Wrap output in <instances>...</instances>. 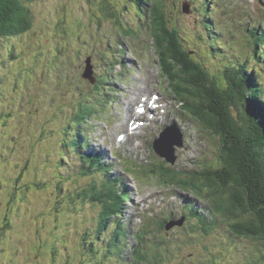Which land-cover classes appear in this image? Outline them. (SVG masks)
<instances>
[{
    "label": "rangeland",
    "instance_id": "rangeland-1",
    "mask_svg": "<svg viewBox=\"0 0 264 264\" xmlns=\"http://www.w3.org/2000/svg\"><path fill=\"white\" fill-rule=\"evenodd\" d=\"M199 1L184 0L190 5V13L187 15L181 12V4L176 5L173 0H165L164 4L170 5L172 8L173 14L170 16L180 26L185 38L189 40V50L193 51L194 49L204 55L205 51H209L207 43L211 31H214L215 34L218 33L220 25L225 27L226 23L222 19L215 20V12L213 14L212 10L209 9L211 7L205 6ZM108 3L120 15L122 27L113 25L112 22H115L116 19L106 17L107 15L116 14L112 8H109L106 0H35L29 5L32 17L31 28L21 37L0 41V264H69L65 259L56 255V257L50 259L51 250L43 247V241L36 242L37 233L40 229V227L37 229V219L39 217L44 218L42 227H47L49 230L51 243L65 231L68 233L69 227L72 232L76 226L82 225L86 218L89 220L88 214L91 206L85 202L79 205L77 197L75 198L80 185L84 186V183H86V178L78 175V173L77 175H71V168L75 165V161L70 160V155L67 158L64 152L59 153V149L63 147L60 143L63 137L69 142L72 138L73 140L76 139L72 136L73 133L78 137L79 134L75 131L77 125H101V128L96 129L97 134H101L102 128L107 123L100 120L103 122L101 124L99 120L97 121V115L95 116L96 119L91 121L81 118L82 114H79V112L82 110L78 101L72 98L73 104L70 106V99L65 93V90L68 89L66 88L67 81H70L71 86L74 84V88L80 87L83 89V84L89 93L90 91L93 92L90 95L96 101H98L97 96L100 92L97 87L100 88L102 84H105L103 89L108 92L109 85H111V93L105 97V100L110 99L111 101V99H114V105L101 101V108H99L101 115L107 122L111 114L119 110L122 113L119 123H123L124 118L127 121L132 115V108L129 107V113L126 103L130 100L135 103L136 98L127 96L124 93L114 92L112 89L113 85H118L115 82L119 78L117 75L118 67L113 61L119 59V53L115 49L120 44L119 48L122 47L125 50L122 57L127 56L133 60L138 55L137 48L139 47L143 55L138 56H143L144 60L143 64L139 66L134 64L132 70L129 69V65L124 60H121L123 68H129H125L124 80L120 81L118 90L123 87L127 91L140 93L139 97L148 95L149 92H156L157 95L162 92L158 88L160 86L159 81L163 83V80L155 64L150 60V57L152 55L157 56L156 52L160 50L156 44L154 49L152 48L151 43L154 42V37L149 34L148 30L145 32L146 28L141 25V23L146 24V20L143 19L139 21L140 23H137L138 12L136 6L129 3L128 0H108ZM195 7L198 8L195 9ZM105 8L106 10H103ZM177 10L180 18L177 15ZM209 14L211 17L213 16V19L210 18ZM258 14L260 15V13ZM137 25L140 31H138ZM131 27H134V29L131 30ZM122 28H128L132 32L135 31V33L127 32L126 34L125 32L124 35V31H127V29L122 30ZM220 30L222 31L221 28ZM229 30L232 31L231 27L227 25L225 31H222L223 34L217 36L219 44L223 45L226 59H232L231 55L236 54L233 51L235 45L230 38L231 33ZM261 31H264V23L261 25ZM198 35L203 36V41L196 40ZM150 37L152 40H150ZM203 42L206 43V46L203 45ZM108 49H111L114 54H107ZM241 50L245 53L249 52L244 43ZM181 52L183 53L182 49ZM102 55H105V57H101ZM240 58L243 59L244 55ZM90 59L92 61H89ZM203 60L208 64L207 67L211 71L215 68L211 63L220 64L221 62V59L217 61L208 60L206 57ZM247 64L249 71L254 69L263 72L259 73V78L262 80L264 88V70L261 67L259 68L257 62L251 63L248 60ZM160 68L163 71L162 65ZM140 69L149 72V77L144 80L143 84L140 82L144 79L139 71ZM88 72H90L91 81L86 77ZM173 72L177 74L179 70L174 68ZM62 75H66L63 90ZM156 75L159 81H155ZM95 77L99 78L97 83L94 81ZM80 79H82V83ZM69 95L71 96L70 93ZM88 95L84 94L83 103L92 102V97ZM115 96H123V98L118 101ZM161 96L167 105L165 115L168 114L171 117L170 121H174V115L177 113L176 109H178L176 99L172 97L169 88L162 92ZM53 103H60V110H64L65 113L63 114L59 109H55L56 105ZM73 105L78 107L76 111ZM96 110L99 113L97 108ZM71 113H73V118L75 116L76 119L78 117L81 120L79 119V122L73 120L74 122H72L68 118V116L72 117ZM186 119L189 124L192 123L187 115ZM53 121L54 124L52 125ZM164 121L162 120L157 125L158 134L162 130L161 125ZM119 123L113 124L111 129L115 130ZM56 126L60 127L58 131L55 128ZM195 127L197 128V126ZM70 129V132H73L72 134L66 137L62 136L61 130L67 132ZM124 129L125 124L122 125L120 130ZM151 129L148 128L141 134L140 140L143 142L141 145H139V142L138 144L137 142H134V145L131 144L134 151L126 159H133L136 152H141L144 157H148L149 150L146 147V142H152ZM196 130L198 133L192 129L185 133L181 132L182 134L177 133L179 138L184 141V148L178 150L175 146H171V156L176 158L179 168H181V171H185V174L193 172V175L198 176L201 174L200 168L212 162L210 152L214 148H218V143L212 138H210V142L203 141L207 135L201 132L202 129L197 128ZM104 134L107 136L108 141L105 144L106 148L103 149L105 151L104 160L110 165L111 173L114 176H119V173L120 176L125 178V182H129L132 187L141 188L145 195H154L159 188V185L153 184L156 177L149 173L148 180L152 183L141 187L139 183L134 182L130 175L121 173L119 167H116V162L108 158L106 152L107 147L110 148L114 135L110 130ZM190 134L199 144L191 146ZM142 135H144V138H142ZM98 143H101L100 138ZM65 145L68 144L65 143ZM138 146L141 148H138ZM203 146H206V149H202ZM193 150L195 153L192 155ZM174 151L175 156H173ZM94 152L91 146L90 153ZM153 155L159 159L165 158L155 152ZM192 156L195 158L193 159ZM195 163L196 168L193 169ZM185 168L186 170H184ZM173 180H176V178ZM191 182V180H177V183L184 187V190L194 194L196 192L201 193L199 189L193 187L195 185L192 186L193 182ZM29 185L33 186L28 188ZM160 189L165 192L171 189L183 196L187 195L186 197L189 200H191L189 196L195 198L194 194L171 186ZM139 198L141 196L135 194L132 200ZM198 201L201 204L198 208L203 209L205 207L203 203L205 202L201 199H198ZM228 201H231V199H227L226 203ZM220 204H222V201L217 203L216 211H212L213 218H216L211 225L212 229L210 226L193 222L183 225H171L166 231H159L157 236L154 233L149 234L146 245H144V242H140L141 247L143 249L146 247L147 251L145 252L146 260L143 264H249V262L254 261L257 264H264V247L262 244L259 245L260 251L253 250L255 247L254 241L235 238L226 231L223 217L218 211ZM152 205L154 203L149 202L145 208ZM124 207L126 214L129 215L132 210L131 203L126 204ZM182 207L179 206V213L174 214L180 216ZM3 214L8 216L11 221H2ZM126 214H124L122 220L125 221L127 226L126 231H129L131 221L134 222L132 225L134 227L133 231H136L140 224L147 228V225L149 226L148 222L152 223L151 219L147 218L146 222L142 217L146 216L145 209L140 211L141 219H139V223L135 220H129ZM5 225H7L6 228H4ZM89 225L94 228L91 223ZM52 230L54 231L52 232ZM146 231L148 233V229ZM163 235L165 237H162ZM100 236H103L102 232ZM101 240L102 237L97 235L94 237L95 243H99ZM126 241L131 246L132 242L128 240V237ZM38 247L43 250L44 257L49 258L46 263L43 262L42 253ZM78 248L77 252L81 256L79 262L84 264L88 260L86 251H82L80 247ZM101 251L109 264L110 260L114 258L115 248H112V250L107 248ZM129 254L128 249H124L123 258L128 257Z\"/></svg>",
    "mask_w": 264,
    "mask_h": 264
},
{
    "label": "trees",
    "instance_id": "trees-1",
    "mask_svg": "<svg viewBox=\"0 0 264 264\" xmlns=\"http://www.w3.org/2000/svg\"><path fill=\"white\" fill-rule=\"evenodd\" d=\"M34 1L0 0V41L22 36L27 29L31 28L32 17L29 5ZM147 1L153 4L155 0ZM162 1L157 0L155 3L156 12L162 10ZM219 1L223 9L227 10L225 1ZM144 15V12H139L140 17ZM106 17L116 19L115 22L111 21L116 27L123 26L120 15L112 14ZM220 28L218 36L222 35V31H225L222 28L221 31ZM126 29L124 35L125 32L126 34L131 32L130 29ZM126 29L122 28V30ZM149 30L152 31L154 41L160 50L159 60L164 72L174 79V84L179 88V96L185 95L187 98V102L183 106L184 111L191 112L193 115L191 118L203 129L209 141L212 138L218 143V148L211 150L212 162L200 168V175H193V172L189 174L178 172L164 164L159 168L163 170L161 175H167L168 179L170 177L172 185H175L173 187L182 191L186 190L177 183V180H191L192 186L195 185L193 187L201 191L196 194L186 192L194 194L208 205L210 212L198 217L199 223L205 226L213 224L216 218H213L212 211H216L217 203L222 201L218 211L223 217L226 231L235 238L254 241L253 250L260 251L259 245L262 244L264 247V95L259 78H254V72L248 70L245 61H253L256 55L255 50L263 44L264 34L258 29H247L248 35L242 40L249 52L247 51L246 54L240 47H236L234 52H237L239 56L244 55V58L225 59L226 64L223 63L220 66L221 70L216 71L214 75L211 73V75L206 72L205 67L208 64L203 58L211 60L213 54L209 51L204 55L191 50L187 51L184 45L189 44L188 40L183 38L182 42L178 31L169 24L165 14L160 12V16L155 15ZM209 36L208 42L212 45L213 39H216L218 46L219 41L215 37L214 31H211ZM234 39L237 40V37ZM193 54H196L198 58H193ZM174 68L178 69L179 73L175 74ZM256 74H258L257 71ZM78 94L79 92L76 95ZM99 98V101L93 106L89 107L86 104L82 106L85 107L83 111L79 112L82 114V119L87 118L88 121V117L97 115L96 108H101L100 102L104 103L105 94L102 93ZM73 107L75 111L78 108L75 105ZM55 109L60 110V103H56ZM80 109L82 110L81 107ZM60 111L65 113L64 110ZM71 115L73 118V113ZM68 118L71 120V117L68 116ZM75 118L74 116L73 119ZM73 119L72 122H74ZM76 122H79V119H76ZM51 124L53 125L54 121ZM80 126L81 124L77 125L78 128ZM55 128L57 131L60 129L57 126ZM61 134L66 137L72 132L61 130ZM81 158L83 172L81 175L87 177L88 180L84 186L80 185L75 198L77 197L79 204L84 201L90 205L98 204L103 215L93 222L85 220L82 225L75 227L73 233L69 227L68 233L65 231L57 236L52 243L49 230L47 227H42L44 218L39 217L36 223L37 229L40 227L38 230L40 233H37L36 242L43 241V247L51 250L50 259L58 256L69 264H81L79 262L81 256L77 252L78 247L82 251H86L88 260L84 264H108L101 251L107 248L110 250L115 248L114 258L110 260L109 264H143L147 251L142 247H136L134 252H131L132 255L129 254L128 257L123 258V251L127 249L125 239L128 237L129 231H126V224L115 217H118L127 203H130L128 191H123L120 187L121 182L108 174L109 166H96L94 158ZM151 171L154 173L155 168ZM100 173L105 179L103 184L99 182V177H96ZM175 178L176 180H173ZM31 186L33 185H29L28 188ZM92 189L95 191L94 196ZM229 198L231 201H228V204L226 202ZM226 207H228L227 210ZM170 219H176V215H171ZM2 221L8 222L11 219L3 214ZM88 221L94 228L88 225ZM111 230L110 237L108 232ZM161 230H165L163 222L155 225L156 236ZM101 232L103 233L102 240L95 243L94 236L100 237ZM38 248L42 253L43 262L46 263L49 258L44 257L43 250ZM249 264H257V262H249Z\"/></svg>",
    "mask_w": 264,
    "mask_h": 264
},
{
    "label": "bare ground",
    "instance_id": "bare-ground-1",
    "mask_svg": "<svg viewBox=\"0 0 264 264\" xmlns=\"http://www.w3.org/2000/svg\"><path fill=\"white\" fill-rule=\"evenodd\" d=\"M225 1V5L227 4L226 3V0H224ZM157 2V0H155V1H153V4H155ZM164 2H165V0H163L162 1V5L164 6ZM244 3H246V5H248V0H243V4ZM162 8V7H161ZM163 9V8H162ZM167 16V18H168V20H169V24L172 26V27H174V28H176V30L179 32V35H180V38H181V40H182V42H183V38H185V36L182 34V32H181V28H180V26L179 25H177L175 22H174V20H173V18H172V16H170V15H166ZM134 29V27H131L130 29L131 30H133ZM138 29V31H140L139 30V28H137ZM146 29L147 30H149V27H146ZM229 32L230 33H232V31L231 30H229ZM197 34H199L198 32H197ZM217 34V33H216ZM223 34V33H222ZM150 40H152L151 39V37H150ZM142 41V40H141ZM188 42H189V40H188ZM137 44H139L138 42H137ZM155 41H154V43H153V41H152V44H151V46H152V48L154 49V46H155ZM184 44V43H183ZM189 44H190V42H189ZM219 44V43H218ZM120 45V44H119ZM119 45H118V47L115 49L116 51H117V53H119V55H118V60H115L114 59V61H113V63L118 67V76H119V78H117L116 80H115V82H117V84L118 85H113L112 86V89L114 90V92H117V93H124V94H126L127 96L129 95V96H133L134 98H136V102L135 103H133V105H134V107L136 106V105H138L139 104V101H142L143 100V98L144 97H139V95H140V93H138V92H136V93H134V92H132V91H127L126 89H124L123 87L120 89V90H118V88L120 87V81H122V80H124V76H125V72H126V70L123 68V66H122V62H121V60H124L128 65H129V67L130 68H133L132 67V65H130V63H133V61H134V59H135V61H134V63H133V66H134V64L135 65H137V66H139L140 64H143V56L142 57H139L138 55H143V53L140 51V49H139V47L137 48V53H138V55H137V57L136 58H134L133 60H131V58L130 57H127V56H125V57H122L123 55H124V53H125V50L121 47V48H119ZM203 45H205L206 46V43H204L203 42ZM187 46H189V45H187ZM115 47V46H114ZM184 47H185V49L187 50V51H190V50H188V49H190V47H186L185 45H184ZM230 48H231V45H230ZM152 50V49H151ZM213 52V51H212ZM114 54L113 53V51L111 50V49H108L107 50V54ZM236 54H232L231 56L233 57L231 60H239L238 58H240L241 56H239V54L237 53V52H235ZM131 55H133V54H131ZM156 55L157 56H155V55H152L151 57H150V60L155 64V67L158 69V71H159V74H160V76H161V78H162V80H163V83L161 82V81H159V78H158V76L156 75L155 76V81H159L160 82V86H159V90L160 91H162V92H164L167 88H168V86L167 85H170L171 86V91H172V96L176 99V103H177V106H178V109H176V111L178 112V111H180V110H183L184 111V109H183V106H185V104H186V102H187V98H186V96L185 95H182V96H179V88L176 86V84H174V79L172 78V77H170V76H168L165 72H164V69H163V71L161 70V68H160V66L162 65V63L160 62V60H159V52L157 51L156 52ZM101 57H105V55H102ZM222 58V57H221ZM155 60H156V62H155ZM209 60V59H208ZM225 64H226V61H225ZM140 71V73H141V75L143 76V80L142 81H140L142 84H143V82H144V80H147V78L149 77V72H147L146 70L145 71H142V69H140L139 70ZM132 80V79H131ZM130 80V81H131ZM96 81V80H95ZM96 83H97V81H96ZM98 86V85H97ZM108 86V85H107ZM99 87V86H98ZM97 87V90L99 91L100 90V92H102V93H104L105 94V97H107V95H109L110 93H111V85H109V91L108 92H105L104 90H106V89H104L103 90V87L104 86H101L100 88H98ZM81 89L82 88H80L79 87V89H78V91L75 93V95L78 93V92H80L81 91ZM146 92V91H145ZM145 92H143V94H145ZM98 97V96H97ZM109 97V96H108ZM99 98V97H98ZM122 98H123V96H117L116 97V100H118V101H120V100H122ZM128 105H130V102L128 103ZM86 106H88V105H86ZM136 108H138V107H136ZM184 112H187V110H185ZM188 113V112H187ZM112 115L113 114H111V117H109V121L110 122H112L113 121V118H112ZM94 119V116H92V117H88V121H91V120H93ZM193 120V119H192ZM192 123H194V120H193V122ZM197 123V122H196ZM94 125H90V126H87V125H82V127L83 128H80V129H76L75 128V131H77V133L79 134H77L78 135V137L77 136H75L74 135V133L72 134V136L73 137H76V138H79V136H81L82 135V137L84 138V140H83V142H82V145H83V148H82V155H85L86 156V154L87 155H89V152H90V145H88L87 144V142L89 141L90 143H91V145H92V147H93V151H96V148L98 147V145H99V143H98V139H99V135H100V133L99 134H94L93 132L94 131H96V127H93ZM195 126H197V128L198 129H202L201 127H199V124L197 123V125H195ZM82 131H85L86 132V134H83V132ZM88 131V132H87ZM201 132H203V129L201 130ZM201 137H203V136H201ZM106 142V141H105ZM107 144V143H106ZM182 148H184V146L183 145H180L179 147H178V150H180V149H182ZM114 153H117V155H114L116 158L117 157H120V158H122L123 160H124V157H123V154H124V150L123 149H121V148H119V149H115L114 150ZM79 159H80V157H79ZM81 160H82V158H81ZM163 161H166V160H164L163 158H161V159H159V158H157L156 159V162L158 163V164H156L155 166H154V164H152L150 161L148 162V167L152 170V169H154L155 167H157L158 169L164 164L166 167H168V168H170V169H172V170H175V171H178V172H182V173H185V171H181V168H179L180 166H178V164H172V165H170V166H167L166 165V163L165 162H163ZM168 162V161H167ZM193 169H195L196 168V163L195 164H193V167H192ZM119 169H120V172L122 173V171H121V167H119ZM184 170H186V168L184 169ZM77 172V171H76ZM101 173H103V172H101ZM100 173V175H97L96 177H99V182L100 183H105V179H104V177L102 176V174ZM118 175H119V178L118 179H120V174L118 173ZM115 177H117V176H115ZM165 177H167V175H165ZM84 183V182H83ZM85 184V183H84ZM116 185V184H115ZM65 196V195H64ZM162 205V204H161ZM141 209H143V207L141 208ZM121 222H122V220H120ZM130 226V225H129ZM210 228L212 229V227L210 226ZM129 231H130V227H129ZM127 239V238H126ZM125 239V240H126ZM127 242V241H126ZM144 245H146V241H145V243H144ZM127 249H128V252L130 253V255H131V250L134 252V248H130V244H128L127 243Z\"/></svg>",
    "mask_w": 264,
    "mask_h": 264
},
{
    "label": "clouds",
    "instance_id": "clouds-1",
    "mask_svg": "<svg viewBox=\"0 0 264 264\" xmlns=\"http://www.w3.org/2000/svg\"><path fill=\"white\" fill-rule=\"evenodd\" d=\"M106 3H107V5L109 6V8H112L111 5L108 3V0H106ZM131 4H134L135 6H137V3H136L135 1L131 2ZM100 10H101V6H100ZM103 10H106V8L103 9ZM112 10H114V11L116 12L117 16H118L117 11H116L114 8H112ZM101 11H102V10H101ZM128 28H129V27H128ZM27 31H28V29L25 31V33H26ZM25 33H24V34H25ZM24 34H23V35H24ZM23 35H22V36H23ZM18 37H21V36H18ZM18 37H14V38H18ZM14 38H11V39H14ZM65 76H66V75H65ZM65 76H64V77H65Z\"/></svg>",
    "mask_w": 264,
    "mask_h": 264
},
{
    "label": "water",
    "instance_id": "water-1",
    "mask_svg": "<svg viewBox=\"0 0 264 264\" xmlns=\"http://www.w3.org/2000/svg\"><path fill=\"white\" fill-rule=\"evenodd\" d=\"M156 152H157L158 154H160V150H156Z\"/></svg>",
    "mask_w": 264,
    "mask_h": 264
}]
</instances>
